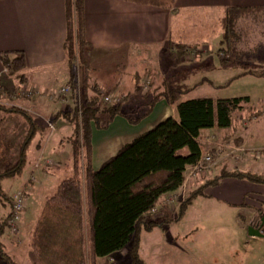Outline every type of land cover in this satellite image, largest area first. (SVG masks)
Masks as SVG:
<instances>
[{
	"label": "trees",
	"instance_id": "1",
	"mask_svg": "<svg viewBox=\"0 0 264 264\" xmlns=\"http://www.w3.org/2000/svg\"><path fill=\"white\" fill-rule=\"evenodd\" d=\"M125 1L159 8H171L175 2ZM259 12L264 15V6L225 9L221 26L227 47L223 52H236L233 29L238 16ZM65 28L63 49L72 104L69 110L61 114L72 126V132L66 139L71 147L70 171L59 181L53 194L45 199L31 231L28 260L30 264L93 263L97 258L121 250L132 237L129 248L131 264H145L139 255L138 229L143 227L145 231H150L160 224L148 219V214L162 195L172 193L182 185L186 168L199 160L200 132L229 127L235 112L250 107L249 98L199 97L182 100L194 86L186 90H155L151 98L132 113L122 111L121 99L102 105L99 103L101 88L91 80L90 65L86 59L90 45L84 34L83 0H65ZM176 48L177 55L184 56L186 47L177 45ZM0 60L9 69L10 76L20 78L23 75L25 60L22 51L2 52ZM221 60L226 61L225 58ZM247 73L264 75V71ZM159 100H165L175 107V117H167L135 136L94 169L91 165L92 126L105 129L115 116H122L128 123L136 124L152 111ZM9 111L22 116L28 126L21 139L16 161L0 170V202L7 197L2 191L1 182L21 173L26 164L28 147L38 132L29 114L13 108ZM99 114L102 115L101 119ZM103 117L105 119L102 121ZM226 177L245 179L264 186L262 174L221 168L217 175L204 180L190 192L181 202L175 219L183 214L192 199L203 195L204 188L218 185ZM261 205L264 207V200ZM8 215L9 212L2 219L0 233ZM0 260L4 264H17L4 251L1 241Z\"/></svg>",
	"mask_w": 264,
	"mask_h": 264
},
{
	"label": "crops",
	"instance_id": "2",
	"mask_svg": "<svg viewBox=\"0 0 264 264\" xmlns=\"http://www.w3.org/2000/svg\"><path fill=\"white\" fill-rule=\"evenodd\" d=\"M255 6H264V0H175L171 8H159L125 0H83L84 34L90 45L89 54L91 53L92 56L91 80L98 84L102 91L109 92L118 100L121 99L123 112H135L140 105L151 98L155 90L178 87H170L168 80H165V84L153 83L151 88L140 91L142 80L149 79L150 76L145 74L138 79L134 76L135 71L131 76L128 64L131 50H135L136 54L141 56L147 53L158 55L159 53L155 51H162V49L167 51V57L177 55V45H182L188 50L190 46L199 44L196 40L200 37H194L195 30H206L210 34V27L205 24L208 25L213 17L221 20L227 7ZM65 33V0H0V53L15 50L23 52L25 60L23 73L29 87L49 92L67 84L68 68L63 49ZM217 34L220 37L222 33ZM222 50L223 48H219L221 54ZM110 54L112 56L108 59L107 55ZM239 63L237 65L230 62V65L244 68V71L238 75H253L247 73L252 71L248 68L249 66H243L248 63ZM94 65L103 67L95 70ZM171 67L168 70L171 72L169 77H172L177 70V66ZM2 71L3 65L0 60V76L3 74ZM13 105L31 109L35 123L42 124L46 119L53 121L52 129L45 130L43 135L37 132L32 140L39 155L33 164L27 166V170L29 166L31 168L20 188L25 189L28 196L29 194L34 196L35 204L33 214L29 212L27 214L29 206L28 196L26 197V209L21 217L20 226L27 222L32 225L36 222L46 197L58 183L54 184L57 180L55 174L43 171L44 159H46L43 158L44 153L49 151L48 153L52 155L50 159L57 163V171L66 169V164H70L71 147L68 145L67 151L64 146L67 142L66 138L72 132V126L61 113L71 108V102L70 99L59 102L42 97H28L22 101L18 100ZM175 115L173 105L165 100H159L154 104L152 111L136 124L128 123L122 116H115L105 129H95L92 126V167L98 168L102 162L114 155L121 146L135 136L150 129L157 122ZM6 117H3L4 122H0V139L2 140L0 155L4 154L5 151L3 152L2 149L6 148L5 145L9 147V143L14 138L10 148L12 151L14 147L13 162H15L18 156L19 139L23 137L28 125L17 115ZM254 130L255 127H236L232 124L227 128L202 130L198 137L201 153L216 149L218 165L207 172L193 173H191L193 167H187L182 186L172 193L162 195L158 201L167 196L178 195L182 190L193 191L204 180L217 175L221 168L262 174L260 170L254 172L253 166L257 160L250 154L238 157L236 151L238 148L233 153H229L227 158L223 154L225 148L228 149L232 144L247 149L264 147V135L255 136ZM120 140L126 142H120ZM32 143L28 147L27 155ZM97 157L101 158L99 162H96ZM10 159H12L11 156ZM60 161L65 165L60 166L58 163ZM13 162L0 164V170ZM34 172L38 174L37 180L33 176ZM203 193L216 203L237 207L240 213L243 207L252 208V211L261 209V203L264 200V186L234 177L221 179L218 185L204 188ZM243 217L246 218L239 222L247 228L251 223L249 221L251 215L247 212ZM248 237L258 242L264 240V238L249 235Z\"/></svg>",
	"mask_w": 264,
	"mask_h": 264
},
{
	"label": "rangeland",
	"instance_id": "3",
	"mask_svg": "<svg viewBox=\"0 0 264 264\" xmlns=\"http://www.w3.org/2000/svg\"><path fill=\"white\" fill-rule=\"evenodd\" d=\"M210 21L208 25L205 24L210 27V34H208L206 30H195L194 37H200L196 40L199 44L190 46L188 48L189 52L186 49L184 56L170 55L167 57V51H163L162 49V51H155V53H159L158 55L147 53L145 57V55L141 56L136 54L135 50H131L130 57L128 58L130 74L133 76L132 73L135 71L136 74L134 76L138 79L139 77L142 78L145 74L150 76L149 79H145L147 81L146 83L145 80H142L140 91H142V89L146 90L151 88L153 83L165 84V80H168V85L170 87H178L183 90L191 89L195 86V88L191 89L182 97V100L199 97L217 99L248 96L250 98V107L246 109L247 111L242 110L235 112L232 116L231 124L236 127H255L253 131L255 136L259 134L264 135V75L241 76L238 74L242 73L244 68L230 65V62H244L248 64H244L243 66H249L248 68L253 72L264 71V15L259 12L254 14L245 13L238 16L233 29L236 37L234 41L236 52L233 54L227 51L223 52V50L222 54L219 52V48L225 49L227 47L223 39L221 20L213 17ZM205 32H207V34H205ZM220 32L222 34L219 37L217 33ZM220 40H222V42H220ZM204 41L205 43H201ZM111 56V54L109 56L107 55V58L109 57L108 59H110ZM91 57V53L89 54L88 51L86 59L90 65V72ZM221 58H225L226 61L223 62ZM95 59L94 57V60ZM94 64H96V62H94ZM171 66H177V70L172 77H169L171 72H168V70L172 68ZM101 67L100 65H94L95 70ZM2 72L3 74L0 76V116H2V119H0V122H4L3 117L7 118L6 116L10 117V115H17L26 123V120L22 116L9 111L12 108L19 109L29 114L31 118L33 117L31 109L29 110L24 107L13 105L18 100L22 101L28 97H42L49 101H61L59 97L54 98V91L58 89L49 92L40 91L27 85L24 73L20 78L10 76L9 69L5 66H3ZM144 85L146 87H144ZM64 86L68 85L66 84ZM101 92L99 103L104 105L105 103L102 98L109 92L107 93V91L102 90ZM69 95L70 90L68 94L63 97L64 101L70 99ZM70 102L72 104L71 99ZM132 108L134 109V107ZM99 117L101 119L102 115L99 114ZM104 119L103 117L102 121ZM49 120L50 119H46L42 124L34 122L40 130L38 131L40 135H43L45 130L52 129L53 121ZM245 120L246 122L244 123ZM22 138L23 137H20L19 139V145ZM14 140L13 138L11 143H14ZM8 141H10V139ZM0 142H2L1 139ZM120 142L126 141L120 140ZM11 143H9V147L5 145L6 148L2 149L3 152H5L0 155V164L10 161L13 162L15 156L13 155L14 147L12 151L10 148ZM33 145L34 141L28 152L26 164L21 173L10 179L4 180L5 182H1L2 191L7 197L0 202V225L4 216L11 211L12 195L16 192L20 191L23 193L24 206L22 208L21 217L26 209V197L28 195L25 193V189L21 190L20 188H22L26 175L31 168V166H29L27 170V166L33 164L39 155V152L36 151ZM68 145L69 143L66 142L64 146L67 151L69 149ZM1 148L2 143H0V150ZM237 148L238 150H236ZM235 150L238 152V157L244 154L253 156L257 160L253 166L254 172L260 170L259 172L264 173V147L247 149L232 144L231 147L228 149L226 147L223 151L225 158H227L229 153H233ZM48 152L43 155V158H46L44 159L45 168L43 171L55 174L57 180L54 181V184L56 182L59 183L61 179L68 175L70 165L66 164V169L57 171V163L55 164V162L50 159L52 155ZM208 153H211L214 159L213 162H210L209 169H211L218 165L219 160H217L218 155L216 149L207 150L203 155ZM65 154L68 155V153ZM10 156L12 159H10ZM100 159V157H97L96 162H99ZM58 163H60V166L65 165L62 161ZM93 165L95 166V163ZM33 176L35 180H37L38 174L36 172H34ZM17 189L20 190L16 191ZM55 189L50 195L53 194ZM186 192L182 190L180 192L181 195L176 194L167 196L159 200L153 210L149 212L148 219L160 224L153 227L150 231H145L143 227L138 229L140 239L139 255L143 263L264 264V242H262L264 240L258 242V240L250 239L248 237L247 228L243 227L239 222L241 219L246 218L243 216L248 212L251 215L249 219L251 223H249V225L251 224L258 227L260 224V217L264 214V207L262 205L261 209H254L253 211L252 208L243 207V212L241 211L240 213L237 207L228 206L219 202L216 203V201L206 197L203 193V195L196 196L197 198L195 197L192 199L191 203L185 208L183 214L177 217L176 220L175 217L178 216V209L181 202L190 194L189 191ZM33 198L34 196L29 194L27 199V204L29 206L27 214L28 212L33 214V207L35 206ZM34 210H36V208H34ZM9 217L10 215L5 219V226L0 233V241L3 244L4 251L10 255L17 264H30L27 254L30 246L31 231L35 223L31 225L30 222H27L20 226V217V220L17 221L15 230H12L8 223ZM260 231L264 233V224L260 227ZM131 241L132 237L129 243L121 250L107 257L97 258L93 263L88 261L87 264H131L129 255ZM0 264H4L3 261L0 260Z\"/></svg>",
	"mask_w": 264,
	"mask_h": 264
},
{
	"label": "built area",
	"instance_id": "4",
	"mask_svg": "<svg viewBox=\"0 0 264 264\" xmlns=\"http://www.w3.org/2000/svg\"><path fill=\"white\" fill-rule=\"evenodd\" d=\"M189 52V49L187 50ZM147 81L145 80V83ZM144 87H146L144 85ZM69 87L68 86H63L61 88H59L58 90L54 91L55 96L59 97L61 101H64L65 95L68 94L69 92ZM103 102L105 104H110L114 101L117 100L116 97L112 96L111 94H106L103 96ZM246 122V120L244 121V123ZM213 155L211 153L205 154L203 155V153H201V156L199 158V160L197 161V163L195 165H193L192 167V171L193 172H207L209 171V166H210V162H213ZM23 193L22 192H16L15 194L12 195V201H11V211L9 212L10 217L8 218V223L11 227L12 230H15L16 225H17V221L20 220L21 217V212H22V208H23Z\"/></svg>",
	"mask_w": 264,
	"mask_h": 264
},
{
	"label": "water",
	"instance_id": "5",
	"mask_svg": "<svg viewBox=\"0 0 264 264\" xmlns=\"http://www.w3.org/2000/svg\"><path fill=\"white\" fill-rule=\"evenodd\" d=\"M264 224V214L260 217V224L258 227L253 225L247 226V233L249 236L264 238V233L260 231V227Z\"/></svg>",
	"mask_w": 264,
	"mask_h": 264
}]
</instances>
